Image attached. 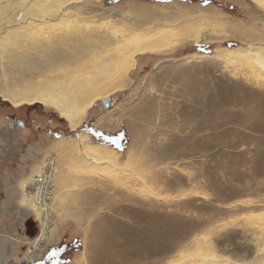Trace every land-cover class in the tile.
<instances>
[{
    "label": "rangeland",
    "instance_id": "374dc122",
    "mask_svg": "<svg viewBox=\"0 0 264 264\" xmlns=\"http://www.w3.org/2000/svg\"><path fill=\"white\" fill-rule=\"evenodd\" d=\"M92 2L100 3L99 12H156L167 20L187 14L205 39L170 55L141 57L132 85L110 96L108 109L104 99L98 102L75 131L52 108H15L0 97V264H20L39 238L42 223L19 206V183L35 164L52 160L80 179L81 188L64 202L70 209L64 218L49 201L51 239L29 254V264H48L50 249L60 243L75 250L62 264H76L87 245L89 256L105 264L118 258L164 264L202 237L220 255L258 261L264 256V87L250 81L246 69L234 74L225 61L201 55L264 46V11L249 0ZM24 78L12 74L9 81L24 85ZM143 106L145 122L138 119ZM75 133L103 152L114 150L122 167L130 162L129 171L118 179L101 176L84 170L94 166L79 163L74 152L47 158L55 143ZM26 220L36 228L30 237L21 230Z\"/></svg>",
    "mask_w": 264,
    "mask_h": 264
},
{
    "label": "bare ground",
    "instance_id": "6f19581e",
    "mask_svg": "<svg viewBox=\"0 0 264 264\" xmlns=\"http://www.w3.org/2000/svg\"><path fill=\"white\" fill-rule=\"evenodd\" d=\"M9 1L0 0V97L15 108L37 104L52 108L72 131L78 129L98 102L132 85L141 57L170 55L186 42L201 43L205 39L200 26L187 19V14L179 13L167 20L156 12H99L100 3L93 0H19L18 4ZM249 1L264 11V0ZM14 11L18 18L15 21ZM184 17L186 23L180 24L178 19ZM204 57L225 61L234 74L246 69L247 78L264 87V46L221 49L214 56L201 55ZM12 74L25 76L26 83L13 85L9 81ZM147 118L143 106L138 119L145 122ZM141 130L144 134L145 129ZM139 144L136 142L135 146ZM51 149L47 158L55 154L65 158L74 152L79 163L94 166L84 170L101 171L104 177L113 173L123 176L121 173L130 168V162L122 167L114 150L103 152L78 133L55 143ZM69 174L55 160L43 161L35 164L29 177L19 183V206L32 211L43 227L20 264H29V254H35L43 242L51 239L53 203L60 208L59 217L70 213L64 202L81 187L80 179H71ZM91 249L87 245L88 253H83L76 264H105L103 257L94 260L93 255L89 256ZM124 260L118 258L107 264H126ZM164 264H264V256L258 261H235L220 255L214 243L202 237Z\"/></svg>",
    "mask_w": 264,
    "mask_h": 264
},
{
    "label": "flooded vegetation",
    "instance_id": "af4514ba",
    "mask_svg": "<svg viewBox=\"0 0 264 264\" xmlns=\"http://www.w3.org/2000/svg\"><path fill=\"white\" fill-rule=\"evenodd\" d=\"M10 126L13 124V120L8 119ZM23 234L25 233L26 236L30 237L35 234V226L32 224V222L26 220L23 228H21ZM67 246V247H65ZM71 249H73V244L70 243H60L56 247H52L50 249L48 259L49 263L48 264H62L64 259L69 260V255L71 253ZM61 262V263H60Z\"/></svg>",
    "mask_w": 264,
    "mask_h": 264
},
{
    "label": "water",
    "instance_id": "95a60500",
    "mask_svg": "<svg viewBox=\"0 0 264 264\" xmlns=\"http://www.w3.org/2000/svg\"><path fill=\"white\" fill-rule=\"evenodd\" d=\"M110 98L104 99L102 102L104 104V106L108 109L110 107Z\"/></svg>",
    "mask_w": 264,
    "mask_h": 264
},
{
    "label": "trees",
    "instance_id": "16d2710c",
    "mask_svg": "<svg viewBox=\"0 0 264 264\" xmlns=\"http://www.w3.org/2000/svg\"><path fill=\"white\" fill-rule=\"evenodd\" d=\"M121 151H123V150H121ZM65 247H67V246H65ZM72 250V249H71ZM75 251V250H74ZM73 250H72V252H74ZM80 251V248L78 249V252ZM70 260V259H69ZM71 262V261H70ZM70 262H67V263H65V264H68V263H70Z\"/></svg>",
    "mask_w": 264,
    "mask_h": 264
}]
</instances>
